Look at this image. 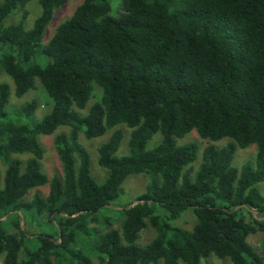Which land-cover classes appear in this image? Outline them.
<instances>
[{
  "label": "trees",
  "instance_id": "obj_1",
  "mask_svg": "<svg viewBox=\"0 0 264 264\" xmlns=\"http://www.w3.org/2000/svg\"><path fill=\"white\" fill-rule=\"evenodd\" d=\"M28 1L0 0V68L16 97L38 79L50 111L34 119L32 98L9 112V85L0 84V264H200L210 253L262 264L264 248L258 256L247 237L264 232V196L255 186L264 180V0H120L117 16L111 0H81L45 44L54 9L67 0H37L41 12L29 29L5 25L16 9L26 16ZM93 82L101 95L83 112ZM119 124L131 132L128 153L117 156ZM60 126L68 127L54 136L62 171L48 177L38 137ZM193 129L203 139L230 141L206 145L191 176L197 148L175 139ZM107 130L97 148L107 174L98 183L78 135ZM156 132L159 143L146 149ZM251 144L255 162L234 167L236 148ZM26 153L25 160L14 156ZM132 173L150 180L122 210L119 227H89ZM43 185L46 196L24 199ZM188 209L196 216L191 230L170 224ZM34 219L50 230L30 234L22 223ZM148 226L155 236L136 244ZM89 233L97 236L94 262L71 251Z\"/></svg>",
  "mask_w": 264,
  "mask_h": 264
},
{
  "label": "rangeland",
  "instance_id": "obj_2",
  "mask_svg": "<svg viewBox=\"0 0 264 264\" xmlns=\"http://www.w3.org/2000/svg\"><path fill=\"white\" fill-rule=\"evenodd\" d=\"M81 2V0H67L65 3L54 9L53 16L47 26L45 27L43 37H42V44H45L50 37L53 35L56 27L66 18H68L75 7ZM26 16H22L21 10H15L11 13L4 21V24H13V23H22V25L29 29L32 27L34 20L41 12V7L37 0H30L25 5ZM121 10L120 7V0H111V15L117 16ZM7 83L9 85L10 94H9V101L6 106V109L11 112V110L16 107L20 106L23 103L28 102L32 98L36 99L38 102V107L34 114V119H40L44 116L48 111H50V105H48V101H50L45 94L44 90L40 86L39 80H36V88L29 90L24 95L20 97H16L14 95V83L11 77L5 73L0 68V84ZM93 91L91 97L88 99L85 108H83V112H87L90 106L99 100L101 95L100 87L96 83H92ZM11 114V113H10ZM11 117H16L11 114ZM122 131V138L119 144V148L116 152L117 156L125 155L128 153V141L130 137L131 129L125 126L124 124L117 125ZM68 127L60 126L55 130V133L41 134L39 135L38 139L41 143V146L44 149V153L42 156L41 162V169L42 171L48 176L51 177L53 175H61V161L58 158V155L55 150L54 146V136L57 132L60 131H67ZM111 130L105 131L103 134L93 137L87 138L82 132L78 135V141L80 144L87 150L89 153V160H90V171L92 176L96 179L98 183L104 181L107 170L101 167L98 164V152L97 148L100 144L104 143L108 140L110 136ZM161 139L160 132L154 133L151 138L147 141L146 149L153 148L156 144L159 143ZM230 138H222L221 140L211 141L208 139H203L196 130H191L189 133L184 135L183 137H178L175 139L177 144H184V143H193L197 148V153L194 161L188 166L191 170V176L198 170L201 160H202V150L206 145H214L215 147H221L225 145ZM256 145L251 144L245 148L237 147L233 159L232 165L234 167L240 168L245 163H254L256 158ZM17 156L21 160H25L30 154H20L14 155ZM5 169V165L0 160V180L3 176ZM150 180V176L146 173H132L125 177L124 181L121 184V189L119 191L118 197L111 202L109 207L102 208L98 211V218L99 220L96 222L89 223V227L96 228L101 232H104L110 226L112 227H119L120 220L122 218V210L126 208L134 199L141 194L146 189V185ZM257 190L261 195L264 196V180L255 184ZM48 193V185L38 186L32 188L24 197V199L28 200L32 198L34 195H39L40 197L46 196ZM158 213H161V210H157ZM6 217H3L5 220ZM196 216L190 210L183 211L179 217L174 220L170 221V224L175 227H181L186 230H191L193 225L195 224ZM23 228L26 229L30 234L38 233L41 230H50V226L46 223V220L39 221V220H31L25 221L22 223ZM4 227L7 228V224H3ZM155 236V231L152 227L148 226L145 229H142L139 232V236L136 239V244L138 245H145L150 242L153 237ZM97 236L94 234L89 233V235L81 236L77 240V245L71 247V251L77 252L81 251L84 255L88 256L93 262L96 261V256L98 255L94 250V244L96 242ZM28 240L31 243L34 242L33 236H29ZM247 241L253 247L256 254L258 256H262L263 248H264V232L256 231L252 232L248 235ZM36 244V243H35ZM23 250L19 252V259L23 256ZM2 260V256L0 257V262ZM162 264V263H161ZM178 264H184L181 260L178 261ZM200 264H232L230 259L227 257L220 258L213 253H210L208 256L200 258ZM262 264L264 261L262 260Z\"/></svg>",
  "mask_w": 264,
  "mask_h": 264
}]
</instances>
